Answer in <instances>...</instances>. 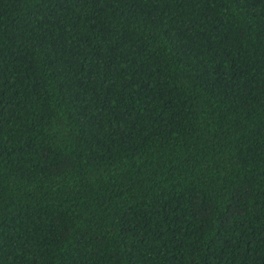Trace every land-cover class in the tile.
<instances>
[{"label":"trees","instance_id":"obj_1","mask_svg":"<svg viewBox=\"0 0 264 264\" xmlns=\"http://www.w3.org/2000/svg\"><path fill=\"white\" fill-rule=\"evenodd\" d=\"M0 264H264V0H0Z\"/></svg>","mask_w":264,"mask_h":264}]
</instances>
